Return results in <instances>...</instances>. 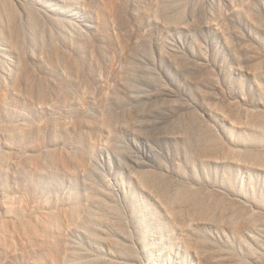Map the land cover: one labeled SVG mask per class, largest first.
I'll return each instance as SVG.
<instances>
[{
	"label": "rangeland",
	"instance_id": "1",
	"mask_svg": "<svg viewBox=\"0 0 264 264\" xmlns=\"http://www.w3.org/2000/svg\"><path fill=\"white\" fill-rule=\"evenodd\" d=\"M0 264H264V0H0Z\"/></svg>",
	"mask_w": 264,
	"mask_h": 264
}]
</instances>
